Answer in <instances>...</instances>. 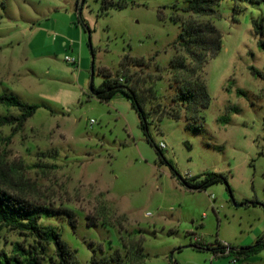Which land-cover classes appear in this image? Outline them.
I'll return each instance as SVG.
<instances>
[{
  "label": "rangeland",
  "instance_id": "rangeland-1",
  "mask_svg": "<svg viewBox=\"0 0 264 264\" xmlns=\"http://www.w3.org/2000/svg\"><path fill=\"white\" fill-rule=\"evenodd\" d=\"M186 2L0 0V95L39 107L9 143L12 127L0 128V157L32 200L75 211L79 227L66 218L59 227L79 264L123 242L144 248L141 264H264V251L235 263L196 244L239 249L264 236V5L222 0L216 15L200 18L175 12ZM177 13L215 25L222 37L203 70L209 107L179 120L155 113L182 107L170 64L183 54ZM104 71L130 80L152 113L149 135L165 144L176 173L161 163L126 95L92 97ZM6 113L0 106V117ZM207 172L227 182L182 186Z\"/></svg>",
  "mask_w": 264,
  "mask_h": 264
},
{
  "label": "trees",
  "instance_id": "trees-1",
  "mask_svg": "<svg viewBox=\"0 0 264 264\" xmlns=\"http://www.w3.org/2000/svg\"><path fill=\"white\" fill-rule=\"evenodd\" d=\"M221 1L187 0L184 7L175 4L174 8L175 12L182 11L201 18L216 15ZM238 1L264 5V0ZM79 17V22L83 24L81 14ZM173 20L182 24L177 45L183 54L170 63L175 79L183 84L178 92L180 93L178 100L181 101L182 107L178 110L170 109L171 112L167 115H164L165 112L162 111L155 113H158L160 118L169 116L177 120L182 117L183 113L190 115L195 112V115L202 116L203 110L210 104L203 70L209 53L216 54L222 48L221 33L215 25L201 24L198 21L187 23L178 13L173 15ZM261 45L264 47V43ZM92 53L95 56L94 50ZM103 75L105 79L99 87L92 83V97L102 102H109L119 92L126 95L139 115L142 131L148 134L149 141L157 149L161 163L169 165L176 173L173 165L167 161L163 156V151L155 145L149 135V119L152 113L146 110L141 96L129 86L130 80L123 84L119 78H114L113 74L108 71H104ZM0 106L7 112L0 117V128L10 126L13 129L11 136L5 139L7 143L15 134L23 130L26 122L35 115L39 108L7 94L0 95ZM11 110H17L18 114H10ZM180 180L183 187L192 191H205L213 185L227 182L224 176L214 172H207L189 180ZM20 182H17L11 168H5L0 157V239L6 246H9V250L5 247L0 251V264H79L76 260L77 251L64 240L65 228L59 227L61 219L66 218L69 228L73 230L78 228L75 211L69 207L56 208L53 205L41 204L32 200ZM228 189L230 190L229 187ZM96 224L94 221L86 225L94 228ZM103 226L107 225L103 223ZM6 233L16 234L19 240L8 244L7 239L1 236ZM196 244L199 250L210 251L216 257H234L233 261L237 263L239 259L253 257L264 251V236L258 239L255 245L239 249L223 243L204 245L206 248L202 243L196 242ZM100 249L101 255L95 253L88 264H141L147 257L142 246L132 249L124 242L120 248L114 249L111 253L104 252L102 247Z\"/></svg>",
  "mask_w": 264,
  "mask_h": 264
},
{
  "label": "built area",
  "instance_id": "built-area-1",
  "mask_svg": "<svg viewBox=\"0 0 264 264\" xmlns=\"http://www.w3.org/2000/svg\"><path fill=\"white\" fill-rule=\"evenodd\" d=\"M66 61H67V63H70V64H73V65H77V60L75 59V58H70V57H67L66 58ZM122 81V80H121ZM166 146H165V144H162L161 145V149L162 150H164V148H165ZM197 242H199V241H197Z\"/></svg>",
  "mask_w": 264,
  "mask_h": 264
},
{
  "label": "water",
  "instance_id": "water-1",
  "mask_svg": "<svg viewBox=\"0 0 264 264\" xmlns=\"http://www.w3.org/2000/svg\"><path fill=\"white\" fill-rule=\"evenodd\" d=\"M94 69V68H93Z\"/></svg>",
  "mask_w": 264,
  "mask_h": 264
}]
</instances>
